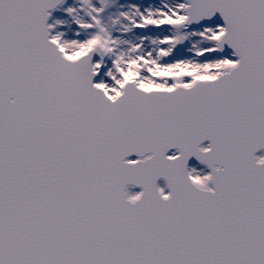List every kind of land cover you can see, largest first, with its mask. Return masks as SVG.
<instances>
[{"label":"snow or ice","instance_id":"snow-or-ice-1","mask_svg":"<svg viewBox=\"0 0 264 264\" xmlns=\"http://www.w3.org/2000/svg\"><path fill=\"white\" fill-rule=\"evenodd\" d=\"M0 264H264V0H0Z\"/></svg>","mask_w":264,"mask_h":264},{"label":"rangeland","instance_id":"rangeland-1","mask_svg":"<svg viewBox=\"0 0 264 264\" xmlns=\"http://www.w3.org/2000/svg\"><path fill=\"white\" fill-rule=\"evenodd\" d=\"M57 15H59V13H57Z\"/></svg>","mask_w":264,"mask_h":264}]
</instances>
